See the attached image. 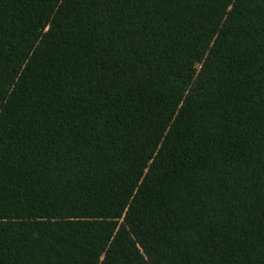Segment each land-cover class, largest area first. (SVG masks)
Returning a JSON list of instances; mask_svg holds the SVG:
<instances>
[{"label":"trees","instance_id":"trees-1","mask_svg":"<svg viewBox=\"0 0 264 264\" xmlns=\"http://www.w3.org/2000/svg\"><path fill=\"white\" fill-rule=\"evenodd\" d=\"M0 264H264V12L0 0Z\"/></svg>","mask_w":264,"mask_h":264},{"label":"rangeland","instance_id":"rangeland-1","mask_svg":"<svg viewBox=\"0 0 264 264\" xmlns=\"http://www.w3.org/2000/svg\"><path fill=\"white\" fill-rule=\"evenodd\" d=\"M236 3L249 10L264 12V0H236Z\"/></svg>","mask_w":264,"mask_h":264}]
</instances>
